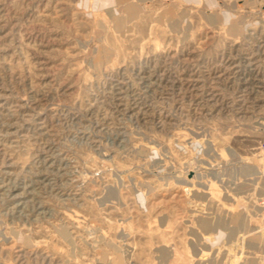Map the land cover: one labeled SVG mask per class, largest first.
<instances>
[{
    "label": "rangeland",
    "instance_id": "374dc122",
    "mask_svg": "<svg viewBox=\"0 0 264 264\" xmlns=\"http://www.w3.org/2000/svg\"><path fill=\"white\" fill-rule=\"evenodd\" d=\"M0 264H264V0H0Z\"/></svg>",
    "mask_w": 264,
    "mask_h": 264
},
{
    "label": "bare ground",
    "instance_id": "6f19581e",
    "mask_svg": "<svg viewBox=\"0 0 264 264\" xmlns=\"http://www.w3.org/2000/svg\"><path fill=\"white\" fill-rule=\"evenodd\" d=\"M107 1V0H106ZM247 63H249V62H247ZM248 65V64H247ZM250 65V64H249ZM249 65L247 66V67H249ZM252 66V65H251ZM250 66V67H251ZM260 71V70H259ZM142 73V72H141ZM246 79V78H245ZM248 79V78H247ZM250 80V79H249ZM241 81H242V83H241V85H244V86H246V85H251V81H247V80H244L243 78L241 79ZM176 83V82H175ZM179 83V82H178ZM257 84V83H256ZM253 85H254V83H253ZM180 86H181V84H180ZM145 87V86H144ZM245 89V88H244ZM241 91V90H240ZM190 98V97H189ZM198 99V98H197ZM129 109V108H128Z\"/></svg>",
    "mask_w": 264,
    "mask_h": 264
}]
</instances>
